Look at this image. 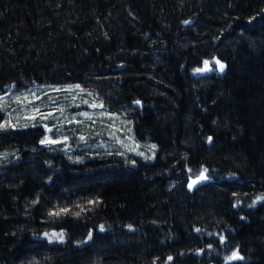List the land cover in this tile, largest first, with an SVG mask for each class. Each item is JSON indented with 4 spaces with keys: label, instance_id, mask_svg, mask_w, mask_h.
Segmentation results:
<instances>
[{
    "label": "trees",
    "instance_id": "trees-1",
    "mask_svg": "<svg viewBox=\"0 0 264 264\" xmlns=\"http://www.w3.org/2000/svg\"><path fill=\"white\" fill-rule=\"evenodd\" d=\"M50 84L117 117L7 112L0 264H264V0H0V99Z\"/></svg>",
    "mask_w": 264,
    "mask_h": 264
},
{
    "label": "rangeland",
    "instance_id": "rangeland-1",
    "mask_svg": "<svg viewBox=\"0 0 264 264\" xmlns=\"http://www.w3.org/2000/svg\"><path fill=\"white\" fill-rule=\"evenodd\" d=\"M74 87L75 86L71 84H50L34 87L32 86L20 92L18 91L8 93L3 97L2 100L0 99V111L8 116V122L0 124V131H3L1 127L16 126L15 121L11 119L12 113L7 112L13 111L14 115H16V118L19 117L18 120L22 121L27 119V123L29 124L35 123V118H39V122H36L42 127L45 132L44 136L41 139V144L43 146H48L49 148L51 146L60 150L65 149L67 153H70L69 151L72 152L75 148L82 146L80 145V143H82L81 139H84L85 136L75 134V137H69L66 133H61L62 127L56 126H62L65 124L68 125L66 123L68 121V117H72V119L74 118L73 121L71 120V122L74 123H76V120L79 119H82L83 121L89 120L91 119L90 116L96 115H98L96 117L103 118L106 121L110 120V118L114 120L117 117L113 112L105 114L104 112L102 113L99 107L96 108L97 110H92L95 107L94 105L91 106V108L87 111L86 108H84L86 106L84 104H86L87 99L89 98V93L80 89L79 86L77 89ZM64 96H67L66 101H63ZM75 97H78L80 100L85 101L84 104L80 105L79 103H76ZM62 106L68 107L63 108ZM72 106L75 108L70 111L69 107ZM127 110H129V108ZM60 114L62 116L61 118ZM50 121L53 122L54 125H50ZM109 123L105 124L106 127H109ZM77 127H79V125ZM83 130L86 131L84 128ZM109 136L112 138L111 141L108 140L110 144L100 141L98 144L99 148L105 147L106 149H109L111 147H119L118 141L114 138V134L109 133ZM97 137V139L103 141L102 135L99 136L98 134ZM135 143L140 147L146 148L145 144H140L138 142ZM148 148L149 151L147 150V156H144V158L147 160H151L153 159L154 149L151 146H149ZM4 158L6 157H0V164L3 163L2 159ZM47 235L49 237H57L54 232H50ZM230 257H232V255L228 256L225 262L237 261V259H229Z\"/></svg>",
    "mask_w": 264,
    "mask_h": 264
},
{
    "label": "snow or ice",
    "instance_id": "snow-or-ice-1",
    "mask_svg": "<svg viewBox=\"0 0 264 264\" xmlns=\"http://www.w3.org/2000/svg\"><path fill=\"white\" fill-rule=\"evenodd\" d=\"M185 23H187V22H185ZM215 63L218 66L219 70L222 72L224 70L225 66L222 63H220L218 60ZM208 70H209V62L205 61L204 62V68L203 69H198L197 71H208ZM137 103H139V102H137ZM209 140H211V137H209ZM199 179L200 180L205 179L203 172H201ZM195 183H197V181L194 180L192 182V184H195ZM192 184L189 185L190 188L192 187ZM63 211H67V209H63ZM61 238H62V236H61ZM221 239H223V238H221ZM240 258L241 257H239L236 252H233L232 257H230L229 259H240Z\"/></svg>",
    "mask_w": 264,
    "mask_h": 264
},
{
    "label": "water",
    "instance_id": "water-1",
    "mask_svg": "<svg viewBox=\"0 0 264 264\" xmlns=\"http://www.w3.org/2000/svg\"><path fill=\"white\" fill-rule=\"evenodd\" d=\"M137 102H139V101H137ZM137 102H134L133 103V106H135V107H141V102H139V103H137ZM192 187H194V184H192Z\"/></svg>",
    "mask_w": 264,
    "mask_h": 264
}]
</instances>
